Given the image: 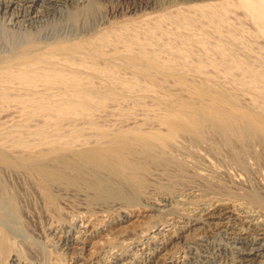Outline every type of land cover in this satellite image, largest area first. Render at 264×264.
Instances as JSON below:
<instances>
[{
  "label": "rangeland",
  "instance_id": "obj_1",
  "mask_svg": "<svg viewBox=\"0 0 264 264\" xmlns=\"http://www.w3.org/2000/svg\"><path fill=\"white\" fill-rule=\"evenodd\" d=\"M31 1H0V59L10 58L11 55L13 57L22 46L37 47L45 56L54 54L53 61L58 59L59 63L66 59L77 63L83 58L81 61L84 60L86 63L82 68L78 66L73 68L71 63L70 68L62 67L67 72L73 71L75 68L77 71L80 70L84 76L92 78L96 85L106 90V97L102 98L103 94H101L92 100L93 102L88 99L84 101L92 109L91 115L95 116L91 120L97 123L96 126L101 124L99 129L117 128L119 130L122 128V130H127L131 128L133 130V128H137L140 130L143 128V130L153 133L155 132L153 128L158 126L159 118L163 117V114H169L170 111L191 113L200 109H211L213 105L211 98L203 97L200 94L209 86L219 94H230L236 97L239 100L238 105H240L237 107L239 109L253 108L257 111L258 108H254L256 105L257 107L264 106V90L260 89V93H262L259 96L257 88H255L256 90L250 89L249 78L242 77L232 71L231 62L228 60L216 58L213 64L205 68L202 73L196 70L195 65L197 67L199 62H203L204 59L200 58V56H204V53L199 50L200 52H198L202 55H198L197 49H185V51L183 49V53L187 56L185 57L180 56L177 52L173 55L174 52H169V49L164 48V51L161 45V48L158 47L159 44L155 45L156 48H153L155 51L152 50L153 55L151 52L152 56H159V60L164 59L163 61H165L168 58L172 60L178 55L180 58L177 56V61H182H178L182 66H177L168 72L161 71V69L150 72L145 66L144 70L143 66L135 68L125 64L123 61L126 55L123 54L126 53L123 48L120 45L112 44L115 39L114 31L120 25L137 23L140 16L134 17L129 12L135 5L134 2L138 0H128L116 4L106 3L104 12L102 11L106 14V19L103 17L100 21L98 18V21H95L96 26L94 25L90 29L87 25H90L92 21H88L87 17L92 11L87 14V11L84 12V8H79L78 3L81 0H35L36 4L33 8L29 3ZM11 2H15L13 7L10 5ZM117 4L122 5L118 6ZM149 4L153 6L154 0H150ZM7 5L8 9H6ZM120 8L123 15L119 13ZM242 24L244 28L254 32V39L260 41L264 39V35L256 25L253 26L248 21ZM141 34L144 35V33ZM146 34L150 35L145 33L143 37L148 39ZM95 35L100 40L105 38L107 43H111L103 48V57H96L93 54L88 58L84 53L68 51V48L74 45L75 37L88 36L89 40H91L90 37H93L91 41L94 42L98 39ZM150 36L149 38H151ZM160 42L163 43L161 39ZM58 46L62 47V52H54ZM157 50L160 53L156 52ZM190 52L191 54H189ZM168 53L171 56H168ZM229 55L233 59L232 63L241 64L244 70L247 69L251 72L250 67H253L264 74V45L247 46L243 49H235V51L231 49ZM188 56L194 58L190 59ZM49 58L51 57H47L45 60L35 59L33 62H39L35 67L38 69L45 67ZM11 64L14 66L15 62L13 61ZM61 65L64 63L61 62ZM95 67L100 70H95V72L93 70ZM15 68L20 67L16 66ZM110 79L117 80L116 84L110 85ZM41 83L43 82H39L37 86L46 89ZM48 88L53 92L52 94ZM51 89L50 87L46 89L47 97L51 102L73 100L71 97L67 99L64 96L62 92L64 90L60 86ZM11 103L13 102L0 99V109L2 110H0V140L2 143L12 144L22 135H27L28 131L33 133L38 129L47 128V126L48 129L54 128L50 123L51 117L48 118L53 114L51 110L44 111L36 105H27L25 99L20 100L17 104L16 102ZM15 104L19 107L14 108ZM225 110L229 109L226 107ZM69 118L65 119L64 123L62 122L63 128L92 130L90 119L73 122ZM101 118L104 119L100 120ZM65 122L67 123L65 124ZM104 126L105 128H103ZM32 136L31 140L36 139ZM182 143L187 149L186 152L189 153L186 154L187 157L179 155L176 158H171L157 153L155 156L159 159L149 158L145 155L147 160L143 156L138 159L139 162L136 160L141 164L143 170L146 167V171H142V174L137 176L135 190L129 187L130 184H125L126 180H119L125 184L123 187H125L126 196L122 198L114 196L108 200H96L92 199V195L89 193V195L74 193L75 196L71 198L62 199L60 197L51 203L43 194L41 195L37 183L26 177L23 172L15 173V171L2 170L8 189L15 195L16 216H13L14 222L6 230L11 239L10 254L17 260H15L16 263H12L8 259L1 264H80L78 262L79 253L75 250L78 246L73 243L81 242L82 244L84 239L89 243L90 252H95L94 264H207V259L204 256L212 257L215 264H237V249L232 235L222 233L215 226L206 225L202 226L203 229L192 231L187 236L177 239L180 233L179 227L197 219L204 210L213 207L211 205L216 203L217 205L219 203L222 210L236 208L238 212H248L264 224V209L255 206L250 199L251 191L256 189L254 183L259 177H264V160H261L262 167L259 169L257 167L250 168L249 177L231 166L228 158L207 151L205 146L189 142ZM9 148L17 149L12 146ZM16 156V153L10 154L11 158L15 159ZM192 158L194 159L192 160ZM172 159L177 162H171ZM139 164L137 165L140 166ZM66 188L75 190L71 187ZM163 204H169L170 207L167 208L169 210L162 214L155 211L157 208L159 209L158 206ZM220 204H224V207ZM137 208L141 209L142 213L130 223L123 222V212ZM85 225H89L91 231L96 233L100 231L101 233L90 239L85 238ZM155 227L156 229L165 228L166 232H163L162 235H150L149 232ZM255 234V232H250L251 236ZM254 237L248 239L251 240ZM103 240L108 241L104 242ZM85 256L87 258L86 254ZM117 257L119 260L121 259L120 262Z\"/></svg>",
  "mask_w": 264,
  "mask_h": 264
},
{
  "label": "bare ground",
  "instance_id": "obj_2",
  "mask_svg": "<svg viewBox=\"0 0 264 264\" xmlns=\"http://www.w3.org/2000/svg\"><path fill=\"white\" fill-rule=\"evenodd\" d=\"M123 1L128 0H81L78 6L81 9L84 8L83 10H85L84 12L87 11V14L92 11L88 17L86 16L88 21H92L90 25H87L86 22L87 27L90 29L92 26H96L95 21H98V18H100V21L103 17L106 19V14L103 13L106 3L116 4ZM149 1H135L133 8L129 9V14L134 15V17L140 16L136 24L120 25L115 31L113 30L115 39L112 44L120 45L123 48L126 53L123 54L126 55L123 61L125 64L135 68L137 66H143L144 68L145 66L150 72L155 69L168 72V70H174L177 66H182L179 64L182 61H177V55L172 60L168 58L165 61L163 59L162 62L159 60V56H152V50L156 48L155 45L159 44L158 47L161 45L162 50L169 49V52H174L173 55L177 52L180 56H185L183 49L184 51L185 49H197V52L200 50L204 53V56H200V58H204L203 62H199L197 67L195 65L196 70L199 72L202 73L205 68L211 66L216 58L228 60V62H231L232 71L242 77L249 78L248 85H251L250 89L257 88L259 93L260 89L264 90V74L260 70L253 69V67H250L251 72L247 69L244 70L241 64L232 63L233 59L229 55L231 49L235 51V49H243L247 46L264 45V39L261 41L254 39V32L252 33L251 29L249 31L248 28H244L242 24L248 21L249 24L256 25L264 35V0H154L155 4L153 6H150ZM26 3L28 2L26 1ZM29 3L33 8L36 1L32 0ZM14 4L15 2H11V7ZM8 8L7 5L6 9ZM119 11L123 15L121 8ZM141 33H144L143 36L148 33L151 38L146 34L148 39H145ZM92 38L90 37L91 40ZM96 38L99 39L97 36ZM74 39V45L68 48V51L84 53L88 58L93 54L96 57H103V48L111 44L107 43L105 38L97 39L94 42L89 40L88 36H78ZM160 39L163 43L160 42ZM55 51L62 52L63 49L58 46ZM199 52L198 55L201 54ZM154 54L156 53L154 52ZM168 56L171 55L168 53ZM47 57L51 58L47 60L45 67H39V69L35 67L39 63L33 62L35 59L45 60ZM54 57V54L45 56L37 47L30 46L27 48L22 46L13 57L11 55L10 58L0 59V99L13 102L11 104H14V102L17 104L20 100L25 99L27 105H36L44 111L49 109L53 114L50 113L52 116L50 115L48 118L51 117L50 123L54 126L51 129H48L47 126V128L38 129L33 133L28 131L27 135H22L14 140L12 144L7 145V143H2L0 140V264L8 259L12 263H16L15 260H17L10 254L12 245L6 230L14 222L13 216H16L15 195L8 189L2 170L15 171V173L17 171L23 172L26 177L37 183L41 195L43 194L52 203L60 197L62 199L65 197L67 199L71 198L75 196L74 193L80 195L82 193L91 194L92 199L96 200H108L114 196L122 198L126 196L125 187L123 186L130 184L129 187L135 190L137 176H140L142 171H146V167L143 165L145 167L144 171L141 164L138 163L139 158L146 155L149 158L159 159L155 156L157 153L171 158H176L179 155L187 157L186 154L189 153L186 152L187 149L182 142L205 146L207 151L228 158L227 160H229L231 166L249 177L251 174L250 168L257 167L259 169L262 167L261 160H264L263 105L258 107L256 105L254 108H258L257 111L253 108H248L249 110L239 109L237 107L240 104L238 105L239 100L236 97L230 94H219L209 86L203 92L200 91L202 92L200 94L203 97L211 98L213 104L211 109H200L191 113L170 111L169 114H163V117L159 118L158 126L153 128L155 130L153 133H149L143 128L140 130H137V128H133V130L131 128L127 130H122V128L119 130L117 128L103 130L98 128L101 124L96 126L97 123L91 120L95 116L91 115L92 109L84 101L86 99L95 100L101 94L104 98L107 96L106 90L96 85L92 78L84 76L80 70L77 71L75 68L73 71L67 72L63 68H70L71 65L73 68L74 66L82 68L86 63L84 60L81 61L83 58L77 63L67 59L61 60L62 64L64 63V65H61V62L57 61L58 59L53 61ZM13 61L15 62L14 66L11 64ZM16 66L20 68H15ZM192 66L194 67V65ZM93 70L100 69L95 67ZM112 80L110 79V85L116 84L117 80ZM39 82H43L41 85L45 86L46 89L50 87L51 90L55 86H60L64 90L62 91L64 96L67 99L71 97L73 100L69 99V101L65 100L58 103L51 102L47 97V90L37 86ZM49 92L53 93L50 89ZM18 107L19 105H16L14 108ZM226 107L229 110H225ZM68 118L73 122L90 119L92 130L72 127L63 128V121ZM32 134L34 135L32 136ZM31 136L36 139L31 140ZM9 146L17 149L9 148ZM11 153H16L15 159L10 157ZM144 159L146 158L144 157ZM171 162L177 161L172 159ZM129 173L131 175H128ZM119 180H126L125 184ZM254 185L256 189L251 191L250 199L255 206L264 209V177H259ZM66 187L75 190L72 191ZM79 189H82L83 192H80L82 190ZM220 205L224 207V204ZM211 206L213 207L204 210L202 214L200 212L201 215L197 219H192L193 221L187 225H181L177 239L178 237L187 236L192 231L200 230L202 226H215L222 233L233 236L232 240L238 255L237 264H264V224L248 212H238L236 208L234 210H222L219 203ZM158 207L159 209L157 208L155 211L162 214L169 210L167 208L170 205L163 204ZM123 213V222L130 223L142 212L141 209L137 208L131 211L126 210ZM88 226L85 225L84 227L85 238L90 239L101 233L98 229L99 232L97 233L91 231ZM163 232H166L165 228L156 229L155 227L149 233L150 235H162ZM250 232H255V237L251 236ZM252 237L254 238L248 239ZM82 241V244L81 242L73 243V245L78 246L75 248L79 253L78 262L80 264H94L95 252H90V249H88L89 243L86 242V239ZM204 258L207 259V264H215L212 257L204 256Z\"/></svg>",
  "mask_w": 264,
  "mask_h": 264
}]
</instances>
